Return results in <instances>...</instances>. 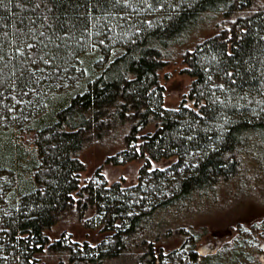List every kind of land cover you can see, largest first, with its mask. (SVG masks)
<instances>
[{"label": "trees", "instance_id": "obj_1", "mask_svg": "<svg viewBox=\"0 0 264 264\" xmlns=\"http://www.w3.org/2000/svg\"><path fill=\"white\" fill-rule=\"evenodd\" d=\"M152 10L164 15L150 23ZM211 14L228 25L205 38ZM107 42L121 50L95 71ZM180 46L192 81L170 107L160 69ZM148 125L155 130L141 134ZM125 128L126 146L106 162L178 177L144 210L120 181L82 179L85 146ZM162 161L171 163L153 165ZM248 167L264 174V1L0 0V264H45L53 253L72 264H154L166 256L156 241L226 184L245 187ZM92 210L109 242L51 240L58 222ZM180 228L186 239L173 251L209 263L197 232Z\"/></svg>", "mask_w": 264, "mask_h": 264}, {"label": "rangeland", "instance_id": "obj_2", "mask_svg": "<svg viewBox=\"0 0 264 264\" xmlns=\"http://www.w3.org/2000/svg\"><path fill=\"white\" fill-rule=\"evenodd\" d=\"M146 14L144 19L150 23L156 22L164 15L163 12L154 10ZM208 18L210 20L208 19L200 29V35L205 38L215 35L223 26L228 25V22L225 23L219 14H211ZM182 48L181 46L176 48L174 56L170 57V60L160 69L161 83L165 87L164 102L170 107L177 106L192 81L191 76L183 71L186 64L180 56ZM120 50L118 46L110 45V42L105 43L100 51L102 53L100 57H97L98 54L92 57L90 55L94 59L97 57L96 62H93V70L99 71L100 67ZM71 87H74V84ZM154 128L153 125H148L141 134L154 131ZM124 130L111 133L104 139L94 140L85 146L79 154L86 164L82 179L83 182L92 181L101 186H109L120 181L124 188L129 186L128 191L126 190L129 204L137 210H144L148 208L144 204L151 202L161 190L171 192L172 185L178 177L159 181L140 173L142 166L140 162L128 161L121 165L106 162L108 156L126 146L124 136L127 129ZM169 163L171 161H162L153 165L165 167ZM249 168H245V173L247 172L245 187L239 182L231 187L226 184L227 186L225 185L219 191L215 203L190 212L185 223L173 225L170 235L165 234L160 237L159 241H156L158 245L162 244L166 256L159 258L154 264L187 263L181 252L173 251L175 248H181L182 251V245L186 239V236L178 233L180 227L194 229L197 232L195 248L199 250L206 246L205 250L210 251L209 263L202 264H260V256L264 253V174L256 173L251 169L248 171ZM94 215L93 210L86 214L84 220H79L78 214L70 215L54 225L48 234L52 241L63 238L66 243L69 242L74 247L84 242L89 243L90 246H99L103 242H109L106 236L108 233L102 230L101 225H95L89 219ZM44 262L45 264H72L69 258L54 253L45 254ZM104 264L147 263L129 259L128 256H117L107 259Z\"/></svg>", "mask_w": 264, "mask_h": 264}, {"label": "flooded vegetation", "instance_id": "obj_3", "mask_svg": "<svg viewBox=\"0 0 264 264\" xmlns=\"http://www.w3.org/2000/svg\"><path fill=\"white\" fill-rule=\"evenodd\" d=\"M206 246H203L199 249V251L201 252L200 257H204L207 254H209L210 251H208L207 249L205 250ZM261 259V264H264V253L260 256Z\"/></svg>", "mask_w": 264, "mask_h": 264}]
</instances>
